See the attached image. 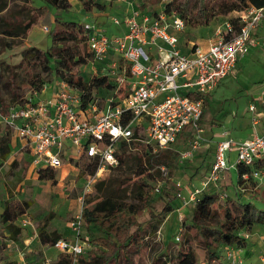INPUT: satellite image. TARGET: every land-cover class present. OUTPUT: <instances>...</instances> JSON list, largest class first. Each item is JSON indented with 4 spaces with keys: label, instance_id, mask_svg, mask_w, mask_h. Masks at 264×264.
Instances as JSON below:
<instances>
[{
    "label": "built area",
    "instance_id": "built-area-1",
    "mask_svg": "<svg viewBox=\"0 0 264 264\" xmlns=\"http://www.w3.org/2000/svg\"><path fill=\"white\" fill-rule=\"evenodd\" d=\"M128 1L135 5L127 14L121 18L111 17L112 22L125 25L121 34L108 35L92 22L83 23L86 44L94 59L101 60L109 55L113 63L123 60L124 76L119 85L122 81H126V85L122 96L113 95L103 107L93 99L82 105L80 90L61 80L48 98L34 100L28 97L5 110L0 108V123L26 141L34 163L53 169L64 165L75 168L81 159L96 164L93 173L84 175L85 181L77 197L79 206L69 221L73 238L59 237L49 243L61 252L73 255L89 248V241L81 236L82 209L92 184L117 164L118 143L133 138L144 141L153 151H159L172 146L188 131L179 158L180 161L192 159L206 140L199 124L205 96L234 70L238 58L248 52L252 33L264 19V6L248 5L235 10V17L225 20L207 46L192 43L183 49L179 35L185 31L186 22L175 9L166 10L170 0H160L159 6H153L151 11L141 9L137 0ZM232 21L236 22V27ZM44 29L48 30V26ZM127 67L128 75L125 73ZM258 99L260 107L254 102L249 104L254 128L251 135L234 139L228 131H221V138L214 144L213 160L206 178L200 179L199 185H191L181 205L189 202L194 205L201 192L210 184H217L223 171L232 165H251L254 160L264 158V93ZM232 149L236 157L233 163H228ZM159 169L163 177L168 175L165 165H159ZM176 184L181 186L180 181ZM159 186L155 187L156 191ZM27 222L22 219L21 224ZM248 234L242 232L245 237ZM175 239H180L179 234ZM0 264L6 262L0 259ZM16 264L31 263L21 260ZM40 264L60 263L45 258ZM226 264H244V261L230 251ZM259 264H264V250Z\"/></svg>",
    "mask_w": 264,
    "mask_h": 264
},
{
    "label": "rangeland",
    "instance_id": "rangeland-1",
    "mask_svg": "<svg viewBox=\"0 0 264 264\" xmlns=\"http://www.w3.org/2000/svg\"><path fill=\"white\" fill-rule=\"evenodd\" d=\"M5 1V8L0 10V41L2 39V29L7 25H22L30 18L36 19V22L31 23L25 33H20L15 38L17 42L11 48L4 47L0 42V96L2 98V105L6 109L9 105L24 101L28 97H33L34 100H37L39 98H46L52 92L51 83L57 76L46 73L41 65L40 58H36V55L32 56L28 61L22 60V50L25 48L35 46L46 49L51 46L49 30L44 29V26H49L50 28L49 23L51 21L49 20L47 25L43 24L44 22L40 20L44 18V7H47L49 10L50 18L52 15L64 20H75L78 23H84L92 21V17L83 14L87 10L84 9L81 0H73L74 4L72 5L71 3V6L67 10L56 9L45 0ZM90 1L92 5L91 10L96 8L99 10V13H103L104 16L108 17L110 15L117 18L122 17L123 13L122 11H118V8L122 5L125 6L123 0ZM137 1L140 3L146 0ZM158 3H151L150 7L155 5L158 7ZM235 15V10H232L226 15H220L213 19L208 25L195 28L186 27L182 33L184 41L182 38L181 44L185 43L186 38L189 39V45H191L193 40L198 39L202 41L206 35L210 36V38L215 37L214 31L222 28L225 20L229 18L233 19ZM105 26V32L108 34L115 24L114 22H107ZM212 30H214L213 33H211ZM259 40L260 42L256 46L250 47L248 53L239 60L236 70L227 76L216 91L210 95L205 114L199 121L202 127L201 134L206 138L205 142L210 141L212 138L213 140L221 138L217 133L223 128L229 129L231 135H234L237 128L235 125L238 122H241V127L237 133H242L243 136L250 135L252 124L249 118V104L254 102L257 107H260L261 101L258 97L264 93V33L260 35ZM73 46L79 50L81 55L88 59V62L74 67V71L82 75L84 79L83 86L71 87L82 90L91 76L106 74L112 86L100 87L99 89L93 88L90 98L96 100L99 107H103L104 103L119 91V82L124 76L122 72L124 63L120 59L113 63L109 55L101 60L94 59L89 54V49L84 41H75ZM32 81L36 84L39 81H42V83L37 88ZM215 122L218 124L216 125ZM211 125L213 126L212 129L210 128L212 127ZM0 128L4 129L3 123H0ZM256 128L259 132L261 131L257 126ZM185 134H188V131H185L183 136L173 143L172 146L174 147L179 144V149L183 148ZM212 134L214 135L212 136ZM139 141L147 146L144 141ZM147 148L149 149V146ZM118 151L121 150L118 149ZM151 151L153 153L157 152L152 149ZM196 152L197 155L192 160L183 159L182 161H180L178 153V168L175 173L172 176L167 175L165 177L162 176V178L158 177L156 180H148V186L145 187V190L152 196L157 197L158 191L155 190L157 185H160L161 188L165 184L171 187L175 182L180 181L181 195L177 197V202L182 204L183 196L187 190L191 189V185H199L200 179L206 178L207 170L213 160V146L210 148L204 146V148L202 147ZM127 153L131 157V160L135 158L136 162H138L137 156L142 155L130 141L128 142ZM229 154L231 160L228 163H233L236 157L234 149L229 151ZM12 158L16 160L13 164H11ZM28 159V154L24 151L11 155L7 160H2L0 157V259L15 257L21 252L26 258L34 257L37 260L45 253L48 258L57 261L61 251L56 247L49 245V247L44 249V252L40 248H37V225L42 221L43 216L48 211H51L53 217L47 225L49 232L53 230L59 232L68 227L67 224H69L70 218L78 209L79 202L78 199L76 200V197L80 194V187H82L85 181V173L80 176L79 170L87 160L81 159L75 164V168L70 166L67 172H65L66 170L58 169L57 178L55 179H40L39 174H36L35 170L29 167ZM141 160L142 163H145V156L142 155ZM130 163L129 160L123 165L111 166L107 169L98 178L103 181L100 189H96V182H94L91 186V192L86 196L85 203L92 205L94 201L89 202L90 198L103 197L108 192L107 190L112 189L115 190L114 192L119 193L118 195L121 200L136 202L134 198L135 188L129 183V180H126L127 176H132L133 166ZM154 168H159V165ZM154 168H150L149 171H154ZM227 172L230 174L232 182L227 185L224 193L220 192L218 183H212L204 189L206 192H220V203L224 199V194H234V185L237 180L236 165H232ZM223 177L221 176L220 181ZM165 178H169L172 183L165 182ZM252 179L255 181L252 187H245L244 185L247 182L238 187L241 190L239 197L241 201H251L257 208L264 209V169L255 170ZM27 200L31 201L29 207H26L25 204ZM5 205H7L8 213L13 217V220L17 222L22 221V219L29 221L27 227L22 230L20 242H13L5 227L6 224L1 221ZM162 206V199L156 198L154 202L155 212H158ZM176 209L162 217H158V220H154L151 224L146 223L147 212L138 216V220L145 226L144 243L139 251L130 248L129 256L131 260L127 261L121 258L120 264H153L157 258L158 264H168L167 262H163L165 258L170 259L172 263L178 249L185 244L186 236H189L190 245L193 248L197 261L201 258L206 259L205 251L199 245L196 237L191 234L185 235V231L181 226L185 225V220H189L193 208L188 206L186 212L182 213V218H179V211ZM255 225L260 226L261 230H264V224ZM33 229H36V233L33 232ZM180 229L182 230L179 231ZM259 232L260 230L258 229L254 230L252 236L249 238V240H254L251 241V246L255 253L264 248V243H262V237L259 236ZM98 234L97 229H93V227L89 229L87 225H82L81 227V236L84 238L89 236L91 238L89 248L96 247L93 237ZM177 234L180 236L178 241L175 239V235ZM30 248L34 250L27 252L26 249Z\"/></svg>",
    "mask_w": 264,
    "mask_h": 264
},
{
    "label": "trees",
    "instance_id": "trees-1",
    "mask_svg": "<svg viewBox=\"0 0 264 264\" xmlns=\"http://www.w3.org/2000/svg\"><path fill=\"white\" fill-rule=\"evenodd\" d=\"M48 4L56 9H69L71 3L69 0H45ZM85 10L92 9L90 0H81ZM160 0H146L139 4L143 10H152L150 4H157ZM248 5L264 6V0H170L166 3V10L173 8L176 12L185 19L186 27L195 28L208 25L213 19L220 15H226L232 10H240ZM6 1H0V10L5 8ZM39 8V7H36ZM41 8V7H40ZM45 8L44 18L40 19L43 24L49 23L50 12ZM35 23V18H30L22 25H7L2 29L1 45L11 48L16 44V39L20 33H25L31 23ZM52 22V21H51ZM49 23L48 30L51 37V46L42 49L40 47L31 46L22 50V60H29L32 56L40 58L42 67L46 73L53 74L61 80L67 82L70 86H83V77L76 71L74 67L88 62V59L81 55L79 50L73 46L75 41H84L86 43V33L83 28V23H78L75 20H64L54 16L52 23ZM234 27L236 22L232 21ZM90 52V51H89ZM89 54H93L90 52ZM36 60V59H34ZM123 62V60L120 59ZM36 62V61H35ZM22 63V61H21ZM19 63V64H21ZM125 73L129 74L128 67ZM15 74V72H13ZM10 82V81H9ZM34 85L39 88L42 81ZM126 81H122L119 85L118 96H122L125 92ZM112 84L108 80L106 74L91 76L86 86L80 90L82 105H85L91 98L93 88L111 87ZM74 87V88H76ZM82 88V87H81ZM77 89V88H76ZM209 94L205 96L204 102L207 101ZM205 105V103H204ZM0 108L5 110L2 105L0 96ZM203 116V114H202ZM202 118V117H201ZM137 135V130H136ZM10 131L4 129L0 134V156L5 159L8 152V142ZM130 142L135 148L146 158V162L142 163V155H138L136 159L129 157L127 153L128 142L121 140L118 143L116 155L118 162L116 165H123L130 160L133 166L132 176H127L126 180L135 188L134 198L136 202H126L120 199L118 192L115 190H107L108 192L103 197H92L88 201H94L92 205L85 203L82 213L84 225L88 229L93 227L99 232L93 237L96 247L88 248L79 255L72 253L61 252L59 259L60 264H120L121 258L131 260L129 249L134 248L139 251L145 239V226L138 220V216L144 212L148 213L147 224H151L158 217H162L172 210L176 209L177 197L181 186L176 182L169 187L167 184L161 188L157 197L149 194L145 187L148 186V180H156L162 178L159 168H154L158 165H165L169 176H172L178 168L177 156L179 153V144L176 146L167 147L153 153L151 149L140 142L131 138ZM181 147V146H180ZM212 162V161H211ZM211 164V163H210ZM112 166V167H114ZM210 167V166H209ZM154 168L150 172L149 169ZM237 180L234 185V194H224V199L220 203V192L224 193L227 185L232 182L231 176L227 170L223 171L222 180L218 181L220 192L202 191L198 200L193 205L192 213L189 220H185V225H181L185 231V235L191 234L196 237L199 245L204 249L206 256V264H224L221 259V252L224 246L235 244L239 247H244L247 244V239L242 235V232L251 233L255 224H264V209L257 208L251 201H241L238 189L245 182V187H252L255 181L252 179L255 170L264 169V158H259L253 161L251 165L236 164ZM96 169V164L93 161L87 160L81 166L79 175L84 173H93ZM39 178L55 179L56 170L52 167L40 169ZM246 175V176H245ZM96 189L99 190L103 181L98 179ZM165 182L172 183L169 178H165ZM105 185V183H104ZM107 185V184H106ZM159 198L163 201V206L158 212L154 210L155 199ZM26 207L31 204L30 200L25 202ZM53 217V213L48 211L38 223V237L42 244L52 243L55 239L61 237V234L53 230H47V224ZM13 217L8 213V207L5 205L2 212L1 221L6 222ZM9 232V237L12 240L21 238V227L8 223L5 225ZM181 229V230H182ZM89 242L91 238H86ZM165 258L163 262L168 264H198V261L190 245L189 236L185 238V244L181 246L174 261ZM153 264H158V258Z\"/></svg>",
    "mask_w": 264,
    "mask_h": 264
},
{
    "label": "crops",
    "instance_id": "crops-1",
    "mask_svg": "<svg viewBox=\"0 0 264 264\" xmlns=\"http://www.w3.org/2000/svg\"><path fill=\"white\" fill-rule=\"evenodd\" d=\"M70 1V3H72V5L74 4L73 3V0H69ZM123 2H125L124 3V5L125 6H120L119 8H118V11H122V16L123 15H125V14H127L129 11H130V9L132 8V6L133 5H135V2H131V1H128V0H123ZM79 7V6H78ZM72 8H73V6H72ZM97 10V11H96ZM84 15H88L89 17H92V21H90V22H92L97 28H99V29H101V30H103V31H105V24L107 23V22H112L111 21V17H112V15H110L109 17L108 16H104L103 15V13L101 14V13H99V10L98 9H96V8H94L93 10H91V11H86V13H83ZM53 20H54V17L51 15V21L53 22ZM113 24V23H112ZM115 24V26H112V30L108 33V35H116V34H121V33H123V31L125 30V25L123 24V23H114ZM213 31L214 30H212L211 31V33H213ZM215 32V31H214ZM182 33L183 32H181L180 33V39H182L183 38V35H182ZM262 33H264V19H262L261 21H260V23H259V25H258V27L255 29V31L252 33V43H251V45H250V47H252V46H256L259 42H260V35L262 34ZM209 40H210V36H207L206 35V37H205V39H203L202 41H199L198 39H195V40H193V42L192 43H197V44H200V45H202V46H207V44H208V42H209ZM183 41H184V38H183ZM191 43V44H192ZM190 45H189V39L188 38H186L185 39V43H182V48L183 49H187V47H189ZM250 47H249V49H250ZM248 52H246V53H244L243 55H241L239 58H238V60H237V62H236V65H235V68H234V70L231 72V73H233L235 70H236V68H237V65H238V62H239V60L241 59V58H243L246 54H247ZM231 73H229L227 76H229ZM226 76V77H227ZM225 77V78H226ZM225 78H223L219 83H218V85L215 87V89L209 94V96H208V98H207V101L205 102L206 104L204 105V111H203V116H204V114H205V110H206V107H207V103H208V100H209V97H210V95H212L213 94V92H215L216 91V89L222 84V82H223V80L225 79ZM61 81V79H59L58 77H56L53 81H52V83H51V89H52V92H51V94L50 95H48L46 98H48V97H50L51 95H52V93L55 91V89L59 86V82ZM249 118H250V116H249ZM241 122H238V123H236L237 125H235V127H237L236 128V130H235V133H234V135H231V131L229 130V129H225V128H223V129H221L220 130V132L221 131H223V130H226V131H228V133H229V135H230V137H232V138H234V139H243V138H245V137H247V136H243V134L242 133H237V131H238V129H240V127H241V124H240ZM215 124L217 125L218 123H216L215 122ZM214 124V125H215ZM4 125V124H3ZM212 126V125H211ZM211 129L213 128V126L212 127H210ZM4 129H8L9 131H10V138H9V142H8V147H9V152H8V154H7V156H6V160H7V158L8 157H10L11 155H14V154H19V153H21L22 151H24L25 153H27L28 154V157H29V167L30 168H33L34 170H35V173L36 174H39V170L40 169H44L45 167L43 166V165H39V164H36V163H34L33 162V154H32V152L30 151V148H29V146L28 145H26V141L23 139V138H21L13 129H11V128H9V127H7L6 125H4ZM4 129H1L0 128V134L2 133V131L4 130ZM253 127H252V131H251V133L253 132ZM220 132L219 133H217V134H219L220 135ZM251 133H250V135H251ZM214 134H212V136H213ZM249 135V136H250ZM215 141L216 140H213V138L212 139H210V141L209 142H205V143H203L201 146H200V148H204V146H206L207 148H210L211 146H213V149H214V144H215ZM1 148V147H0ZM199 148V149H200ZM198 149V150H199ZM197 150V151H198ZM196 155H197V152L195 151V153H194V156L193 157H196ZM1 157V156H0ZM14 158V157H13ZM12 158V159H13ZM5 159H2V160H5ZM11 159V160H12ZM192 160V159H191ZM14 162H16V160L15 159H13L12 161H11V164H13ZM71 167H73V166H71ZM58 169H62V170H66L65 172H67V170L68 169H70V165H64L63 167H61V168H58ZM58 169H55L56 171L58 170ZM55 178H57V172H56V175H55ZM81 188V187H80ZM187 194H188V190L186 191V193L184 194V196H183V198H185L186 196H187ZM76 200H77V197H76ZM188 206H190V207H192L193 208V204L191 203V202H189V203H187V204H183V205H181V204H178V206H177V209L176 210H178L179 211V218H182V213H185L186 212V210H187V207ZM180 212H181V216H180ZM71 219V218H70ZM51 220V219H50ZM13 223L14 225H16V226H19V227H21V229L23 230L25 227H27V224H25V225H22L21 224V221H19V222H17V221H15V220H13V219H8L6 222H4L5 224H8V223ZM27 223H29V222H27ZM49 223V222H48ZM48 225V224H47ZM67 226L68 227H66L64 230H60L58 233H60L61 231V233L63 234H61V237H65V238H73V232H72V230H71V228L69 227V224H67ZM256 229H258V230H260V237H262V243H264V230H261V227L260 226H254L253 228H252V231H251V233H249L248 234V236L246 237V239H247V244H246V246H244V247H239V246H237V245H235V244H232V245H226V246H224L223 247V249H222V252H221V259H222V261L224 262V264H226V262L228 261V253L231 251L233 254H235V255H239L240 257H242L243 258V261H244V264H259L260 263V255H261V251L262 250H264V248H262V250H260L258 253H255V251H254V249H252V246H251V241H254V240H249V238L252 236V233H253V231L254 230H256ZM22 230H21V238H22ZM48 230V229H47ZM56 231V230H55ZM33 232H35L36 233V229H33ZM261 233H262V235H261ZM36 235V234H35ZM37 236V235H36ZM21 238L19 239V240H17V241H15V240H13V242L14 243H17V242H20L21 241ZM25 242H27L26 240H24ZM46 247H49V243H47V244H42V242L39 240V238H38V236H37V248H40L43 252H44V249L46 248ZM34 249L33 248H30V249H26V251L27 252H29V251H33ZM24 252V251H23ZM20 254L17 256H15V257H8L7 259H2L4 262H6V264H16L17 262H19V261H21V260H26V261H28V262H30L31 264H40L45 258H48V256H46L45 255V253L43 254V256L40 258V259H35L34 257H30V258H26L25 256H24V254L23 253H21V252H19ZM50 259H52V258H50ZM53 260V259H52ZM199 261V264H206V259H200V260H198Z\"/></svg>",
    "mask_w": 264,
    "mask_h": 264
}]
</instances>
